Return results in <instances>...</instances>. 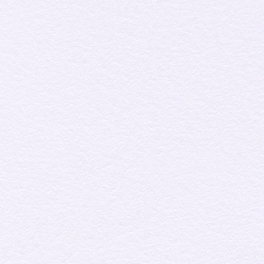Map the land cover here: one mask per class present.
<instances>
[{
	"label": "snow or ice",
	"instance_id": "snow-or-ice-1",
	"mask_svg": "<svg viewBox=\"0 0 264 264\" xmlns=\"http://www.w3.org/2000/svg\"><path fill=\"white\" fill-rule=\"evenodd\" d=\"M0 264H264V0H0Z\"/></svg>",
	"mask_w": 264,
	"mask_h": 264
}]
</instances>
